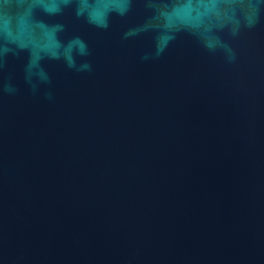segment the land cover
I'll use <instances>...</instances> for the list:
<instances>
[{"label":"water","instance_id":"water-1","mask_svg":"<svg viewBox=\"0 0 264 264\" xmlns=\"http://www.w3.org/2000/svg\"><path fill=\"white\" fill-rule=\"evenodd\" d=\"M0 264H264V0H0Z\"/></svg>","mask_w":264,"mask_h":264}]
</instances>
